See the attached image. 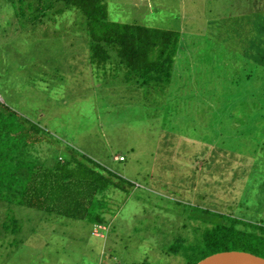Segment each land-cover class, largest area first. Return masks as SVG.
Wrapping results in <instances>:
<instances>
[{"label":"rangeland","instance_id":"374dc122","mask_svg":"<svg viewBox=\"0 0 264 264\" xmlns=\"http://www.w3.org/2000/svg\"><path fill=\"white\" fill-rule=\"evenodd\" d=\"M105 2L110 21L180 32L176 65L183 73L177 68L169 89L145 91L114 60L91 61L81 11L48 18L34 0H0V103L40 131L39 149L66 157L75 150L108 180L83 218L0 201V264H185L170 248L180 237H201L196 216L220 203L200 190L203 173L222 176L223 159L224 178L238 165L247 179L245 198L226 204L231 212L255 201L254 179L264 173L246 164L262 155L255 152L264 148V125L248 123L254 108L236 107V88L222 78L236 73L233 38L253 28L264 0ZM229 136L234 155L216 143ZM195 139H203L201 156L184 148ZM195 166L199 172L188 175Z\"/></svg>","mask_w":264,"mask_h":264},{"label":"trees","instance_id":"16d2710c","mask_svg":"<svg viewBox=\"0 0 264 264\" xmlns=\"http://www.w3.org/2000/svg\"><path fill=\"white\" fill-rule=\"evenodd\" d=\"M34 2L37 8L42 10L41 13H45L43 17L48 18L56 15L53 14L54 11L62 14L66 8L81 11L85 19L91 61L94 64H102L114 60L124 67L127 77L134 79L138 87L145 91L169 89L173 87L177 68L183 73V67L176 65L181 59L178 57L181 49L180 32L110 21L105 0ZM255 7L257 12L253 15V28L242 29L233 38L234 43L238 45L236 54L240 56L236 66L237 74L230 79L222 78L223 86L236 88V107L250 103L254 108L253 115L245 116L248 123L253 122L254 129L258 122L264 125V10ZM202 140H189L191 142L184 148L190 153L194 151L192 156H201L199 153L202 150L199 149L198 143L203 142ZM231 140L229 136L216 143L222 144V150L228 149L234 155L236 148L230 146ZM41 143L43 137L34 125L25 124L0 103V201L12 207H24L54 216L83 218L88 211L89 202L98 191L103 190L102 184L108 183V180L100 171L82 163V156L75 150L71 149L66 157L64 153L60 154L52 147L45 151L39 149ZM211 146L206 147L208 153H212ZM215 151L217 153V150ZM197 152L198 154H195ZM230 153L222 152V155L227 156ZM256 153H262L260 159H256L253 166L249 163L246 166L249 172L254 169L256 174L264 173V148L261 147ZM124 161L125 158L119 162ZM226 161L223 159V163L221 162L224 171L220 177H215L209 169L205 171L201 168L202 172H206L203 173L206 178L202 183L204 188L200 190L209 189L215 195L212 200L220 203L217 207L201 209V213L196 216L201 224V237L194 241L180 237L170 248L175 256L186 260L185 264H197L208 256L229 251H242L264 258V175L254 179L255 201L252 204L245 202L242 208L238 207L239 212L232 213L226 204L237 206L235 200L245 198L247 188L243 184L247 179L244 180L245 175L238 165L235 166L236 174L235 167H232L227 172L230 174L224 178ZM211 162L207 160V163ZM199 170L200 167L195 166L188 171V175L197 174ZM181 183L182 181L178 183V188ZM128 186L135 185L130 183ZM226 196L231 197L229 201L225 199ZM191 216L192 214L181 217L189 222ZM99 226L94 225L93 229ZM183 227L185 228V225ZM92 233L94 234L93 231Z\"/></svg>","mask_w":264,"mask_h":264},{"label":"water","instance_id":"95a60500","mask_svg":"<svg viewBox=\"0 0 264 264\" xmlns=\"http://www.w3.org/2000/svg\"><path fill=\"white\" fill-rule=\"evenodd\" d=\"M197 264H264V258L242 251L216 253Z\"/></svg>","mask_w":264,"mask_h":264},{"label":"built area","instance_id":"2783aa9c","mask_svg":"<svg viewBox=\"0 0 264 264\" xmlns=\"http://www.w3.org/2000/svg\"><path fill=\"white\" fill-rule=\"evenodd\" d=\"M101 228L100 227H97V228H95L94 229V234L97 236V234H99V233H97L98 232V230H100ZM104 230H105V228H103ZM101 234V236H102V233H100Z\"/></svg>","mask_w":264,"mask_h":264},{"label":"crops","instance_id":"0c3cea01","mask_svg":"<svg viewBox=\"0 0 264 264\" xmlns=\"http://www.w3.org/2000/svg\"><path fill=\"white\" fill-rule=\"evenodd\" d=\"M93 234V233H92ZM94 235V234H93ZM95 236V235H94ZM102 236H103V233H102ZM102 238V237H101Z\"/></svg>","mask_w":264,"mask_h":264}]
</instances>
